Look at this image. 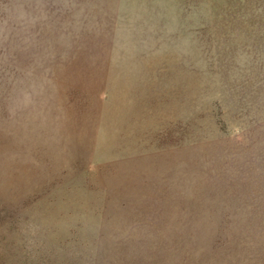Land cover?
<instances>
[{
    "label": "rangeland",
    "instance_id": "obj_1",
    "mask_svg": "<svg viewBox=\"0 0 264 264\" xmlns=\"http://www.w3.org/2000/svg\"><path fill=\"white\" fill-rule=\"evenodd\" d=\"M0 264H264V0H0Z\"/></svg>",
    "mask_w": 264,
    "mask_h": 264
}]
</instances>
